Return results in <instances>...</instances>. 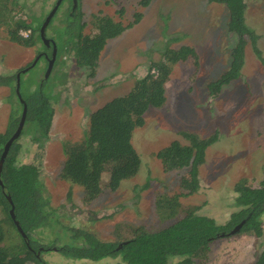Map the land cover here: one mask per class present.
I'll list each match as a JSON object with an SVG mask.
<instances>
[{"label": "rangeland", "instance_id": "1", "mask_svg": "<svg viewBox=\"0 0 264 264\" xmlns=\"http://www.w3.org/2000/svg\"><path fill=\"white\" fill-rule=\"evenodd\" d=\"M58 1L33 0L27 14L21 10L15 13L32 22L42 19L43 13L47 15ZM143 1L79 0L72 14L80 15L84 34L95 33L97 15H108L123 25L132 24L107 42L92 69L79 66L73 52L62 50L63 44L57 38L68 28L65 24L73 5L71 0H64L57 18L46 29V35L56 40L58 62L47 79V62L43 58L21 76L20 90L24 95L42 87L51 97L54 114L48 136L40 141H34L35 123L25 122V132L18 141V162L39 166L50 203L63 224L89 230L105 241L130 238L136 227L157 230L168 225L170 221L160 214V197L179 195L181 216L186 209L199 207L198 214L227 224L233 213L243 209L234 204L236 185L241 180L256 188L264 183V0H245V63L241 77L219 91L213 89V83L229 70L238 39L229 29L228 7L209 0ZM46 15L40 23V34ZM69 25L74 29L76 22ZM183 46L192 48L194 54L169 63L166 102L150 108L144 115V125L134 130L132 142L141 158L139 172L123 180L116 190L107 187L108 175L104 174V191L86 202L83 188L61 177L66 159L64 142L83 139L93 112L131 91L151 68L157 76L153 64L169 62L168 51ZM41 51L51 53L39 40L32 46L18 44L10 40L6 28H0V76L6 81L0 85V133L16 131L23 105L17 98L15 76ZM192 135L216 140L207 147L199 166L200 189L189 194L190 168L167 170L158 153L174 141L192 145ZM261 218L262 236L241 230L224 233L212 243L208 258L197 262L254 264L264 246V214ZM34 235L42 245L52 239L48 229ZM42 256L51 264H124L120 257L73 260L53 246Z\"/></svg>", "mask_w": 264, "mask_h": 264}, {"label": "trees", "instance_id": "2", "mask_svg": "<svg viewBox=\"0 0 264 264\" xmlns=\"http://www.w3.org/2000/svg\"><path fill=\"white\" fill-rule=\"evenodd\" d=\"M209 1L224 3L228 7L229 29L238 38L232 51L229 70L213 83V89L219 91L222 86L241 77L245 63V36L248 32L244 22L246 3L245 0ZM32 3L33 0H0V28H6L10 40L24 46H32L38 40L44 44L40 23L45 19L46 13H43L42 19L39 17L32 22L15 13L21 10L27 14ZM143 3L147 4L148 1L144 0ZM79 17L80 15L69 16L66 24L68 28L63 35L58 34L57 38L63 44L62 50L73 52L79 66L93 69L107 42L121 35L132 24L123 25L121 21H115L108 15H97L95 33L91 35L83 33L84 23H79ZM139 19L140 14H137L136 21ZM72 21L76 22L74 29L69 25ZM52 24L50 22L49 26ZM21 31H29L28 36L22 35ZM168 52L166 58L169 62L153 64L158 71L157 76L152 73L151 68L144 77L137 80L131 91L111 99L91 114L83 139L64 142L66 159L61 177L81 186L86 202L95 200L104 191V174L108 175L107 187L116 190L123 180L130 179L139 172L141 158L132 142L134 130L144 125V115L150 108L161 107L166 102L165 82L170 72L169 63L185 60L190 54H194L193 49L188 46ZM15 77L17 81V75ZM4 84L6 81L0 76V85ZM20 94L24 101L17 95L19 104L24 107L25 102L28 108L26 121H33L37 127L34 141L45 139L54 114L51 97L42 87L25 95L20 90ZM11 126L14 129L16 122L13 121ZM24 132L25 130L20 137ZM13 133L8 130L0 133V158ZM20 137L11 144L1 171L0 264H51L42 256L51 246L64 257L73 260L100 261L120 257L124 264H200L197 259L208 258L212 243L243 220L245 223L240 232L259 237L263 235L261 217L264 214V183L256 188L241 180L236 185L238 195L234 204L243 206V209L233 213L227 224H218L213 217L198 214L199 207H190L181 216L178 210L179 195L160 197V214L164 220L170 221L168 225L157 230L136 227L130 238L119 242L102 240L89 230L65 225L58 219L40 177L39 166L18 162ZM190 138L192 145H181L174 141L159 151L158 157L167 170L190 168L188 187H191L189 194H193L200 189L199 166L204 162L207 147L215 142L216 137L199 139L192 135ZM8 195L15 205L16 219L25 236L11 216ZM44 229H48L52 235L46 245H42L34 235ZM254 264H264V246L258 252Z\"/></svg>", "mask_w": 264, "mask_h": 264}, {"label": "water", "instance_id": "3", "mask_svg": "<svg viewBox=\"0 0 264 264\" xmlns=\"http://www.w3.org/2000/svg\"><path fill=\"white\" fill-rule=\"evenodd\" d=\"M62 0H59L55 7L52 9L51 13L47 16L42 28H41V36L44 40L45 43H48V40L45 38V31L47 29V26L49 25L50 21H51V18L53 17V15L55 14L59 4L61 3ZM74 1V5H73V10L76 11L78 9V0H73ZM56 44L54 43V55L53 57L55 58L56 56ZM53 66V59L50 61V64H49V69H48V73L46 76L49 75L50 73V70ZM27 71L26 69L25 70H22L21 72H25ZM21 72H19L17 74V81H16V84H17V94L19 96V98L24 101L21 97V94H20V81H21ZM27 104L24 102V107H23V112H22V116H21V120H20V123L18 125V128L17 130L15 131V133L13 134V136L8 140V142L5 144L4 146V150L2 152V155H1V158H0V183L2 184V180H1V171H2V168H3V164H4V161H5V158L9 152V149H10V146L11 144L13 143V141H15L16 139H18L23 131V128H24V125H25V122H26V117H27ZM8 199L11 203V209H10V213H11V216L12 218L15 220V224L17 225V228L19 229V231L25 236L26 234L24 233L22 227L20 226L19 224V221L16 219V215H15V205L13 204L12 202V199L11 197L8 195ZM245 223V220L242 221V223H240L234 230H231L230 233L231 234H235L237 232H239V230L241 229V227L243 226V224ZM222 235H224V233H222Z\"/></svg>", "mask_w": 264, "mask_h": 264}, {"label": "flooded vegetation", "instance_id": "4", "mask_svg": "<svg viewBox=\"0 0 264 264\" xmlns=\"http://www.w3.org/2000/svg\"><path fill=\"white\" fill-rule=\"evenodd\" d=\"M58 1V0H57ZM72 2H73V5H74V1L73 0H71ZM64 2V0H62L61 1V3L59 4V6H58V8H57V10H56V12H55V14L53 15V17L51 18V21L50 22H54L55 21V19L57 18V16H58V14L60 13V11L61 10H59V7H61L62 6V3ZM57 3V2H56ZM78 3H79V0H78ZM56 5V4H55ZM55 5H54V7H55ZM73 5H72V7H71V15L70 16H72V17H74V15L72 14V12L74 11L73 10ZM53 7V8H54ZM52 11V10H51ZM51 11L46 15V18H47V16L51 13ZM69 17V16H68ZM41 23H42V21H41ZM66 24H67V21H66ZM65 24V25H66ZM49 25H50V23H49ZM49 25L47 26V27H49ZM47 33H46V31H45V38L48 40V43H45L44 42V45L48 48V50H49V48L51 49V53H48V51L46 52V51H41L40 53H38V55L35 57V59H34V61L27 67V68H25L27 71L30 69V68H32L33 66H35V65H37L40 61H41V59L43 58V59H45L46 60V62H47V68L49 69V64H50V61L53 59V66H52V68H51V70L53 69V67H54V65H55V63H56V61H57V56H58V50H56V56H55V58L53 57V55H54V43L56 44V40L55 39H53V38H50V37H48L47 35H46ZM25 69H23V70H25ZM51 70H50V72H51ZM22 70H19L18 72H17V74L19 73V72H21ZM24 74H25V72H23ZM47 73H48V70H47ZM50 74V73H49ZM22 75V74H21ZM47 77L48 76H46V79H47ZM46 79H44V80H46ZM19 99V98H18ZM17 128H18V126H17ZM17 130V129H16ZM15 133V132H14ZM13 133V134H14ZM14 142V141H13Z\"/></svg>", "mask_w": 264, "mask_h": 264}, {"label": "built area", "instance_id": "5", "mask_svg": "<svg viewBox=\"0 0 264 264\" xmlns=\"http://www.w3.org/2000/svg\"><path fill=\"white\" fill-rule=\"evenodd\" d=\"M21 33H22L24 36H28L29 31H28V32H27V31H21Z\"/></svg>", "mask_w": 264, "mask_h": 264}, {"label": "clouds", "instance_id": "6", "mask_svg": "<svg viewBox=\"0 0 264 264\" xmlns=\"http://www.w3.org/2000/svg\"><path fill=\"white\" fill-rule=\"evenodd\" d=\"M23 35V34H22ZM16 86H17V84H16ZM241 230V229H240Z\"/></svg>", "mask_w": 264, "mask_h": 264}]
</instances>
